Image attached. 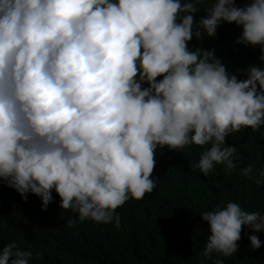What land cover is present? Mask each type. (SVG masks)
<instances>
[{"label":"clouds","instance_id":"9594fccd","mask_svg":"<svg viewBox=\"0 0 264 264\" xmlns=\"http://www.w3.org/2000/svg\"><path fill=\"white\" fill-rule=\"evenodd\" d=\"M203 3L0 0V182L23 200L38 197L41 211L54 191L78 221L118 229L116 210L156 187L158 148L200 146L193 171L207 176L223 165L230 174L238 157L226 138L264 126V0H213L194 21ZM222 22L242 28L237 44L259 47V66L245 79L214 50L188 47L193 37H214ZM240 174L264 184V167ZM200 217L211 264L237 252L242 226L264 232V214L238 203ZM248 239L261 247L256 235ZM31 259L14 242L0 250V264Z\"/></svg>","mask_w":264,"mask_h":264},{"label":"trees","instance_id":"16d2710c","mask_svg":"<svg viewBox=\"0 0 264 264\" xmlns=\"http://www.w3.org/2000/svg\"><path fill=\"white\" fill-rule=\"evenodd\" d=\"M212 2L204 0L194 21L206 15L203 7ZM235 3L242 7L250 0ZM241 32V27L222 22L214 37L204 35L199 41L193 37L188 47L214 50L230 74L245 79L250 66H259L260 52L258 46L236 43ZM225 143L237 149V167L229 174L223 165H214L207 176L192 170L204 150L200 146L181 152L158 148L150 177L156 187L143 199H129L116 210L118 229L111 223L78 221L70 210L59 208L54 191V202L41 211L38 197L29 193L23 200L0 182V250L14 242L32 253L30 264H211L202 255L210 235L207 222L200 217L203 212L233 202L246 212L264 214V184L240 174L248 165L254 170L264 167V126L256 132L242 128ZM69 219L77 221L70 228ZM240 235L237 252L220 257L223 264H264V232L242 226ZM250 235L261 241L259 249L251 248Z\"/></svg>","mask_w":264,"mask_h":264}]
</instances>
